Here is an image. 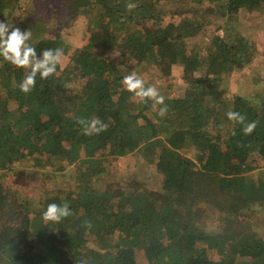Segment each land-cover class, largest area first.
Listing matches in <instances>:
<instances>
[{
    "label": "trees",
    "instance_id": "16d2710c",
    "mask_svg": "<svg viewBox=\"0 0 264 264\" xmlns=\"http://www.w3.org/2000/svg\"><path fill=\"white\" fill-rule=\"evenodd\" d=\"M23 2L0 0V21L31 30L38 54L71 55L27 93L28 70L0 58V264H264V90L224 88L259 52L231 23L258 13L262 30L264 0ZM78 16L102 38L70 50L52 26ZM177 68L188 92L174 97ZM133 69L165 98L163 115L123 86ZM92 118L105 128L87 135L79 120ZM145 152L149 169L109 184L120 158ZM16 163L43 185L16 186ZM51 202L71 213L45 221Z\"/></svg>",
    "mask_w": 264,
    "mask_h": 264
},
{
    "label": "rangeland",
    "instance_id": "374dc122",
    "mask_svg": "<svg viewBox=\"0 0 264 264\" xmlns=\"http://www.w3.org/2000/svg\"><path fill=\"white\" fill-rule=\"evenodd\" d=\"M32 0H24L23 7L26 8ZM26 3V4H25ZM28 4V5H27ZM50 12V11H49ZM235 19L233 23H231V27L234 25H242V29L245 31V34L249 37V39L253 42V44L259 49V52L256 54V58L251 66H248L241 71H235L230 79L225 82V90L238 92L241 94L251 93L253 94L255 91L260 90L263 92L264 90V28L259 30V25L261 20V15L259 16L258 13L250 14L246 11L240 12L238 15H235ZM170 19V16L167 17ZM74 24L69 25L67 22H62L59 28V22H55L53 24V29L55 33L61 34L64 37L70 46V50L75 47H79L84 45L88 40L93 39L95 41H100L102 38V32L98 28L94 27L93 25L87 26L86 18L83 16H78L74 19ZM213 25V24H212ZM215 28V24L213 25ZM224 28L216 30L214 32L215 35L223 36L224 35ZM201 37L197 39H193L189 41V44L195 45V43H201ZM223 43V42H222ZM198 46V45H197ZM199 47V46H198ZM106 51V48L103 49ZM69 55L71 52H67L62 58V66L64 67ZM111 57V54H109ZM113 57H117L118 53H114ZM126 66V65H125ZM181 68H177L174 76L168 80V86L170 90L171 96L179 97L187 94L188 92V84L185 79L180 74ZM134 100L137 97L134 96ZM150 116L153 118L152 114ZM154 119V118H153ZM186 155L194 156V151H186ZM150 156L145 153H136L135 155L128 156L126 158H120L115 165V170L113 171L112 178L109 184L117 186L121 181V176L128 174L129 170L133 172L137 171L138 173L144 172L146 169L151 167L150 163ZM149 161V162H148ZM17 169V174H14L11 181L18 187H20L23 191H27L30 193L33 187L38 188L41 185L42 176L41 173L37 175H30L29 169L26 168L25 165L18 163L15 164ZM69 172V171H68ZM67 178V177H65ZM48 183V182H47ZM218 216L211 215L207 221V224H216ZM261 219H264V214L261 216ZM139 260H143L141 257L140 252Z\"/></svg>",
    "mask_w": 264,
    "mask_h": 264
},
{
    "label": "clouds",
    "instance_id": "9594fccd",
    "mask_svg": "<svg viewBox=\"0 0 264 264\" xmlns=\"http://www.w3.org/2000/svg\"><path fill=\"white\" fill-rule=\"evenodd\" d=\"M30 39L31 30L22 31L10 23L0 21V58L16 67L28 70L19 84L21 91L25 93L30 92L35 86L38 75L41 79H46L54 74L63 57V51L60 48L44 49L38 54L35 47L29 42ZM122 84L126 90L132 92L142 102L152 100L154 108L160 105L161 115L167 111L165 98L159 94L156 86L147 85L135 69L122 76ZM226 115L228 119L238 122H243L245 119L237 111H228ZM79 123L83 125V131L87 135L99 133L105 128V124L99 118H92L89 121L79 120ZM254 127V123H249L243 131L251 132ZM70 213L71 208L66 202L62 204L51 202L47 204L41 215L45 221L57 222Z\"/></svg>",
    "mask_w": 264,
    "mask_h": 264
}]
</instances>
